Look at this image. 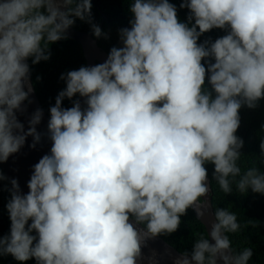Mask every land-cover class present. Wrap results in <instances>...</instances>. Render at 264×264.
<instances>
[{
  "label": "clouds",
  "instance_id": "1",
  "mask_svg": "<svg viewBox=\"0 0 264 264\" xmlns=\"http://www.w3.org/2000/svg\"><path fill=\"white\" fill-rule=\"evenodd\" d=\"M91 0H0V163L42 138L50 150L32 166L25 193L0 172L10 227L0 257L18 264H140L145 241L176 232L211 191L206 165L225 194L264 195V170L242 171V107L264 100V0H131L129 26L106 60L61 75L48 110L27 117L30 64L48 60L76 20L96 37ZM220 29L214 41L200 37ZM79 97L80 99H73ZM68 99L70 107L62 102ZM264 157V139L259 144ZM261 165H264L262 160ZM8 184L11 187H8ZM207 235L173 264H249L229 233L234 212L216 208ZM206 231V230H205Z\"/></svg>",
  "mask_w": 264,
  "mask_h": 264
},
{
  "label": "trees",
  "instance_id": "2",
  "mask_svg": "<svg viewBox=\"0 0 264 264\" xmlns=\"http://www.w3.org/2000/svg\"><path fill=\"white\" fill-rule=\"evenodd\" d=\"M92 14L93 22L102 31L100 37H96L88 23L76 20L73 28L82 32L90 33L96 39L98 46L109 53L113 46H120L119 30L129 26L131 14L128 11V4L131 0H93ZM177 6V14L183 22L188 14L187 9H180L181 0H169ZM224 31L213 29L203 34L198 42L205 39L215 40L224 35ZM51 55L48 60H41L36 64H31L29 60L31 79L35 93L40 101L42 110L49 116L48 110L54 106L55 98L65 87V82L60 79L61 75L70 70H76L81 66H86L81 46L72 39L57 41L49 46ZM73 99H78L74 97ZM64 107H70L71 101L65 99L62 102ZM241 125L237 135L244 140L241 149L242 156L238 162L243 170L248 167L258 166L264 170L261 161L259 144L264 139V100L258 102L255 109L242 107L240 110ZM208 178L213 190L212 206L213 210L222 207L236 214L241 230L237 233H229L233 248L242 251L248 247L253 250V256L249 264H264V195L252 193H240L233 184V192L225 194L216 181L213 179V166L206 165ZM4 175V171L0 168ZM5 181H0V236L8 233L10 221L5 204L9 199V193L4 190ZM9 187V184H8ZM207 235L204 226L196 218L193 210L189 208L186 215L181 217V224L178 230L172 234L161 235L168 244L180 253L191 251L192 244L199 235ZM0 264H18L11 256L0 257ZM25 264H35L34 260H29Z\"/></svg>",
  "mask_w": 264,
  "mask_h": 264
},
{
  "label": "water",
  "instance_id": "3",
  "mask_svg": "<svg viewBox=\"0 0 264 264\" xmlns=\"http://www.w3.org/2000/svg\"><path fill=\"white\" fill-rule=\"evenodd\" d=\"M91 2L94 3L93 0H91ZM69 39L76 41L81 46L86 66L103 63L106 60L108 53L98 46L96 39H94L90 33L82 32L72 27L69 30ZM30 81L33 87V92L30 94L29 98L32 103L27 105V112L25 114L18 115L21 122L25 124V128H27V117L36 109L42 110L40 101L34 90L31 73ZM78 99L80 98L78 97ZM48 118L49 116L43 111V119L41 123L37 125L38 132L46 133ZM31 142L32 138L28 137L24 147L21 148L18 153L10 156L7 162L0 163V168L4 171L9 180L13 178L17 179L20 188L25 193L28 191L26 185L31 175L32 166L37 163L43 155L47 154L51 147V143L46 137L42 138L41 143L37 144L35 148L29 147ZM10 187L11 185L9 184V188ZM212 196L213 190L211 187L209 197L207 198L208 207L202 209L204 213L203 216L197 217L195 211L191 208L196 218L204 226L206 233L208 227L214 221L212 215L214 211L212 206ZM142 254L143 256L140 264H173V260L180 254V252L158 236L145 241V244L142 247Z\"/></svg>",
  "mask_w": 264,
  "mask_h": 264
}]
</instances>
